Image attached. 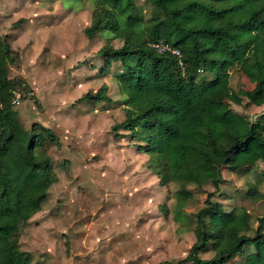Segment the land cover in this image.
Returning a JSON list of instances; mask_svg holds the SVG:
<instances>
[{
  "label": "trees",
  "instance_id": "obj_1",
  "mask_svg": "<svg viewBox=\"0 0 264 264\" xmlns=\"http://www.w3.org/2000/svg\"><path fill=\"white\" fill-rule=\"evenodd\" d=\"M94 1L85 36L123 44L100 50L106 68L114 61L123 67L116 82L125 120L113 130L150 157L161 187L184 178L176 198L186 203L192 198L186 177L200 174L198 160L216 170V187L224 181L222 169L251 171L264 160V113L252 120L231 108L244 98L264 106V0H144L154 10L149 19L137 0ZM162 42L180 50L183 68L177 57L152 47ZM17 58L9 37L0 35V264H38L21 250L20 228L41 210L57 182L50 150L62 144L39 123L23 128L12 99L25 85L9 76ZM235 70L253 90L232 89ZM204 72L215 76L200 78ZM107 91L104 85L80 101L108 102ZM216 192L207 194L195 214L197 242L187 256L163 264H231L237 258L264 264V217L249 235L241 215L213 201ZM213 244L215 256L202 259Z\"/></svg>",
  "mask_w": 264,
  "mask_h": 264
},
{
  "label": "rangeland",
  "instance_id": "obj_2",
  "mask_svg": "<svg viewBox=\"0 0 264 264\" xmlns=\"http://www.w3.org/2000/svg\"><path fill=\"white\" fill-rule=\"evenodd\" d=\"M94 3L0 0V35H9L18 53L9 76L25 85L26 97L15 107L20 122L25 130L35 123L53 130L62 144L50 150L57 182L41 210L20 228L21 250L38 264L177 262L197 242L195 214L204 207L207 194L216 191L213 201L241 215L249 235H254L264 217V160L251 171L222 169L224 181L217 187L216 170L198 160L200 174L186 177L192 198L182 203L176 194L184 178L161 187L149 168L150 157L138 153L127 138L116 136L114 127L125 120L116 82L123 67L114 61L106 68L100 50L123 44L85 36ZM137 4L149 19L154 10L144 0ZM104 85L108 102L80 101ZM231 87L235 92L251 91L254 84L235 70ZM231 108L252 120L264 113V106H252L245 98L242 105L231 103ZM216 252L213 244L201 258L212 259ZM231 264H243V259Z\"/></svg>",
  "mask_w": 264,
  "mask_h": 264
},
{
  "label": "built area",
  "instance_id": "obj_3",
  "mask_svg": "<svg viewBox=\"0 0 264 264\" xmlns=\"http://www.w3.org/2000/svg\"><path fill=\"white\" fill-rule=\"evenodd\" d=\"M157 52L161 54L170 53L171 55L175 56L179 60V65L181 68L184 67L183 61H182V54L179 49L172 47L171 45L165 44V43H157L152 46ZM29 97L33 96V93L28 94ZM26 96L23 93V90H17L13 92V99H12V105L14 107H19ZM2 105H0V108Z\"/></svg>",
  "mask_w": 264,
  "mask_h": 264
},
{
  "label": "crops",
  "instance_id": "obj_4",
  "mask_svg": "<svg viewBox=\"0 0 264 264\" xmlns=\"http://www.w3.org/2000/svg\"><path fill=\"white\" fill-rule=\"evenodd\" d=\"M26 28H29V25H28V27H26ZM2 37H3V35H1ZM7 36H9V35H7ZM9 41H10V38H9Z\"/></svg>",
  "mask_w": 264,
  "mask_h": 264
}]
</instances>
